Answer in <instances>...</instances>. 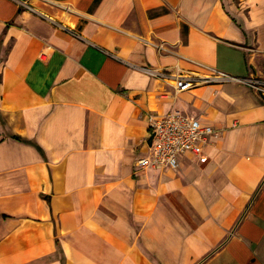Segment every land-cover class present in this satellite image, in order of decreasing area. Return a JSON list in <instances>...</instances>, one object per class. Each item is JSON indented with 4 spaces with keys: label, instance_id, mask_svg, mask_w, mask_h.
<instances>
[{
    "label": "crops",
    "instance_id": "0c3cea01",
    "mask_svg": "<svg viewBox=\"0 0 264 264\" xmlns=\"http://www.w3.org/2000/svg\"><path fill=\"white\" fill-rule=\"evenodd\" d=\"M25 1L0 0V264H264V94L173 77L264 79V0ZM170 111L218 130L204 160L137 167Z\"/></svg>",
    "mask_w": 264,
    "mask_h": 264
},
{
    "label": "built area",
    "instance_id": "2783aa9c",
    "mask_svg": "<svg viewBox=\"0 0 264 264\" xmlns=\"http://www.w3.org/2000/svg\"><path fill=\"white\" fill-rule=\"evenodd\" d=\"M22 7L31 12H37L32 5L25 0H15ZM42 14V13H40ZM152 76H164V72L156 71L151 67L142 68ZM176 91L190 90L198 85L206 83H222L235 80L244 82L255 91L264 94V79L261 78H237L221 71H211L199 76L192 72L177 73L173 75ZM149 148L148 153L137 158V167H151L155 169L177 168L179 157L189 153L198 159L204 160L203 147L212 136L217 135L218 130L212 125H202L194 116H188L178 111H170L162 116L148 117Z\"/></svg>",
    "mask_w": 264,
    "mask_h": 264
}]
</instances>
